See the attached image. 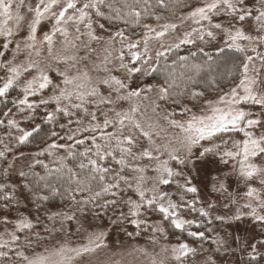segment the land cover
<instances>
[{"label": "snow or ice", "instance_id": "6c2138e0", "mask_svg": "<svg viewBox=\"0 0 264 264\" xmlns=\"http://www.w3.org/2000/svg\"><path fill=\"white\" fill-rule=\"evenodd\" d=\"M155 3L160 7H166L164 0H155ZM101 6L111 9L114 14L106 15L101 10ZM152 6L150 0H123L122 8L113 7L108 0H38L35 3L30 0H0V17H3L0 20V57L5 58L4 63H0V69H5L4 83L0 87V98H2L0 104L8 109L7 111L0 109V111L5 118L18 113L21 120L27 121V124L21 127L18 119L8 118L6 124L5 120L0 119V126L7 129L6 134L9 137H13L11 130L14 129L16 132L13 137L15 144L12 147L5 144L3 150H0V162L3 164V167H0V201H2L0 224L6 227L13 223L12 213H20L23 202L22 206L25 209L35 206L37 223L40 222L38 213L43 210L48 221L55 223L59 220L63 228L64 221H72L76 216L74 212L69 214V211L55 209L51 202L59 196L69 209L75 206L76 210L83 212L89 204L100 209L101 211L94 213L97 219H103L111 212L107 224L113 228H120L125 223H129L137 229H141V225H144L142 230L151 229L153 233H163L164 229L160 225L147 224V217L159 212L164 221H170L171 226L183 230L185 225L193 223L191 220L181 219L178 211L182 207L195 210L192 203L184 199L188 193L198 192V188L192 183L193 173L199 172L200 166L210 155H218L221 164L228 166L231 163L232 172L238 175L247 189L244 195L249 198V202L243 207L248 211L238 212L233 219L239 221L245 216L250 218L254 226L259 229L261 236H264V0H203L201 6H194L188 15L181 19L182 21L190 19L198 25L206 21L207 27L186 31L182 38L170 36V33L178 30L175 23H165L159 28L143 24L145 31L141 39L135 42L125 35L124 30H111L114 22L120 20L125 24L131 22L135 26H141L142 16L151 15ZM22 9L26 11L22 12ZM155 19L160 20L161 17L156 16ZM10 21L13 22L14 28L9 27ZM70 27L74 29V33L69 32ZM105 32L108 34L106 42L104 36L98 34ZM193 33H196L195 37ZM218 35L227 48L242 54L233 58L235 74L229 73L230 76H234L232 86L223 95L218 96L215 104L208 101L209 106L206 110H202L204 113L202 115L193 113L191 118L185 119L183 123L181 120L171 118L174 113H166L163 116L171 127L180 129L183 134L177 137L180 149L169 150V145L157 144L153 139L154 135H159L156 126L150 123L145 125L137 118L140 112L139 104L130 103L127 110L123 109V102L139 99L142 93L153 91V86L130 88L125 80L132 79L138 73L150 76L157 70L151 66L152 57L148 55L152 40L159 41L160 47L164 48L165 39H171L172 43L166 48V51H171L172 48L178 49L181 45L193 44L196 39L205 44L211 43L217 40ZM58 36L63 38L61 43L65 50L71 48L79 52L83 49L85 52L83 56L63 57L65 63L72 61L69 69L75 68L81 61L88 60L96 51L91 47L92 42H105L111 46L119 38L122 46L128 41L129 49H136L142 42L143 51L132 52L130 67L124 62L122 54L113 57L110 47H104L103 60L100 64H95L94 69L106 75L98 77L93 83L87 71L69 75L67 70L56 69L57 75L62 77V80L54 85L53 78L49 75L51 69L40 67V61L31 59V56L33 52L39 56L41 49L46 46L48 55L52 57ZM83 37H87V40ZM241 41L246 44H241ZM13 43H15V54L27 50L26 64H14L15 54L13 60L7 58L6 50ZM37 45L41 47L38 48ZM199 51L204 50L200 48ZM219 51L223 52L224 49L221 48ZM164 54L162 51H157V61ZM190 54L196 55L195 52ZM53 58L57 63L61 62V58ZM142 58L143 64L147 67L136 66V62ZM114 59L119 60V66L115 70H123L124 79L112 75L113 69L108 65L112 64ZM178 59L186 61L187 57ZM180 66L183 68L184 64ZM193 67L197 69L198 76L200 66ZM32 70L37 74L24 81L20 89L22 95L9 101V90L14 88L25 73L31 75ZM175 79V76H171V79L166 78L164 84L155 89L157 100L163 101L174 94L172 89L176 87ZM187 80L192 85L198 83L194 76H188ZM208 83L216 82L211 80ZM45 90H49L52 94L49 95ZM187 94L192 99L204 96L203 92L194 89ZM143 99L150 100L154 113L160 108L156 100H151L147 95H144ZM172 102L180 103L178 100ZM9 103L16 109V113L12 108H8ZM53 105L52 110H47ZM87 105L93 106L95 110L90 111ZM101 106L107 107V110L102 111ZM196 107L197 104L194 103L192 108ZM41 108L45 109L44 115L40 121H36L33 113ZM192 108L185 105L182 108L181 118L183 119L184 113L192 112ZM97 113L103 117L102 125L99 122L91 123L98 121ZM73 117L79 118L72 119ZM87 117H90V122L85 126L83 118ZM64 118H67V123L60 122ZM73 124L77 126L75 129L70 127ZM47 125L52 127H45ZM109 128L111 131H105ZM97 132L100 133L99 136L95 135ZM83 133H92V135L83 136ZM86 142L87 146L83 151L76 150L86 145ZM229 143L231 149L221 151V145ZM28 145L37 146L38 150L26 153L23 146ZM162 149L167 153L168 160L160 159L159 154ZM181 149L183 155L180 154ZM61 151L66 155L58 156L57 153ZM38 157H54L52 163L56 166L49 167V164ZM68 159L78 160V163L75 167H68L64 163ZM169 161H174L181 167L174 170L169 166ZM153 162L155 167L151 170L156 175L149 176L147 173ZM37 165L45 169V175L33 171ZM17 166L20 169L18 176L26 182L11 180V173L17 169ZM181 180L183 183H180ZM174 182L177 190L183 193L179 202L166 199L169 194L160 187L171 186ZM252 184H258L260 191L252 187ZM45 190L47 194H43ZM214 191L223 195L228 189L220 183L219 187L214 186ZM148 192L152 193L150 197L147 195ZM131 193H134L136 198ZM232 202L235 203V200L233 199ZM208 207L212 208L213 205L209 204ZM199 212L202 217L208 216L204 208H200ZM31 215L29 211L28 215H20L14 219V231L7 233L10 239H0V249L8 250L0 251V258L11 261L10 244H15L19 240L17 233L34 228ZM217 219L222 217L217 216ZM44 230L50 231L46 225ZM106 234L105 231L93 233L88 243L78 248L61 247L51 254L59 256L61 258L59 261L52 260L50 256L29 259L23 252L14 254L27 261V264H69L74 257L65 253H75V257L94 253L104 246L103 238ZM127 234L132 235L131 232ZM135 234L140 235V231ZM188 234L201 240L205 238L204 232ZM35 235L39 238V233ZM25 239L27 244L31 245L32 241L27 237ZM213 243L217 246L214 254L208 255L203 264H218L215 257L221 255V249L226 252L232 247L231 243L224 239L214 240ZM246 246L252 250L249 254V264H251V261L256 259L253 253L264 247V239L258 244L251 243ZM171 251L177 264H196L195 260L190 261L188 258L198 255L197 248L190 247L187 243H180ZM224 264L227 262L225 261Z\"/></svg>", "mask_w": 264, "mask_h": 264}, {"label": "rangeland", "instance_id": "374dc122", "mask_svg": "<svg viewBox=\"0 0 264 264\" xmlns=\"http://www.w3.org/2000/svg\"><path fill=\"white\" fill-rule=\"evenodd\" d=\"M30 2H38V0H30ZM22 12L26 11V9H22ZM186 14L185 16H187ZM184 16V17H185ZM94 18V17H93ZM3 17H0L2 20ZM178 26V30L170 33L171 37H183L186 31H192L193 28H200V27H207V22H201V24H195L190 19L188 20H180L176 22ZM160 25L154 26V28H159ZM9 27L14 28L13 22H9ZM15 30V29H14ZM84 30V29H82ZM70 33H74L73 28H69ZM26 35V33H24ZM104 36V41L106 42L108 39L107 33H98ZM196 36V33H193V37ZM84 40H87V37H83ZM139 38H130L132 42L140 40ZM207 39V38H206ZM63 40L62 37H57L56 42L53 47V54L52 57L48 55L47 48L44 46L41 49L40 55L36 56L35 52L32 53L31 59L40 61V67L48 70L51 69L49 75L53 78L54 85L59 83L62 80V77L57 75L56 69L59 71L67 70L69 75H77L79 72L87 71L92 78V82L95 83L98 77H102L106 75L103 72H97L94 69L95 64H100L103 60V56L105 53L103 52L104 47H110L113 57H118L121 54L124 56V62L127 63L130 67L132 66V52H142L143 51V43L141 42L136 49H129L127 47L128 41H125L124 46L119 43V38H117V42L114 45H108L105 42L96 43L92 42L91 47L96 49L94 53H92L88 60L81 61L75 68L69 69V64L72 61H68L67 63L63 62V57L67 56H83L85 54L84 50L81 49L77 52L75 49H67L65 50L64 45L61 43ZM178 42V41H176ZM165 47H160V42L156 40L150 41L149 48L150 51L148 55L152 57L151 66L153 67L156 59V52H168L166 48L169 44L172 43V40L166 38ZM241 44H246V42L241 41ZM188 46L194 50H198L203 48V52L205 53H212L217 52L219 49L227 48L223 40L220 39L219 35L217 40L212 41L211 43L205 44L199 39L195 40L193 44L181 45L180 47ZM21 47L23 48V42H21ZM37 47H41L37 45ZM175 49V48H172ZM259 50V49H258ZM7 51V58L9 60H13V55L15 54V43L11 44ZM254 55L253 53H250ZM53 57L61 58V62L57 63L56 59ZM5 58L0 57V63H4ZM28 62V52L27 50L15 54V59L13 60L14 64H26ZM119 66V60L114 59L112 64H109L108 67L113 69L112 75L117 76L120 79H124L125 72L123 70L116 71ZM136 66H144L147 65L143 64V58L136 62ZM37 73L32 70L31 75L25 73L26 75L24 81L26 79H31L32 75H36ZM5 77V69H0V87L3 86ZM145 75L142 73L135 74L132 79L125 80V83L130 85V88H147L149 85L153 86V91L142 93L139 99L134 98L132 101H125L123 102V109L127 110L130 103H137L140 105V112L137 114V118L141 119L142 122L147 124H153L156 126V131L159 135H154L153 139L156 141L157 144L160 145H169V150L171 148L180 149V144L177 142V137L182 136L180 129L171 127L167 121L163 119V116L166 112H163L160 108L157 109V112L154 113L152 111V105L150 100L143 99L144 95H147L151 98V100H156V103L159 104V100L156 99V86L144 81ZM63 86V85H61ZM223 95V94H221ZM218 96L214 99H210L213 104H215ZM208 101H206L200 108L194 110L192 112L183 114V119L181 118L182 113L179 115H173L172 119L181 120L183 123L185 119H190L193 113L197 115L204 114L202 110H206L208 108ZM223 107V105H219ZM110 107V106H108ZM107 107L104 106L103 111H106ZM120 110V108H117ZM204 143V142H202ZM215 143H220V141H215ZM147 144V141H145ZM231 144L228 145H221V151L231 149ZM180 154L183 155V150L181 149ZM160 159L161 160H168V155L166 152L161 151ZM144 163V162H138ZM234 163V162H232ZM169 166L173 167L174 170L179 168L178 165L175 164L174 161H169ZM155 167V162L149 167V171L147 175L155 176L156 173L151 169ZM187 171V170H186ZM14 178V177H13ZM180 183H183L180 181ZM192 183L194 186L198 188V192L194 193V196L185 198L186 202H191L192 207L197 208H204L205 211L208 212V218L213 221H218L217 216L222 217L219 220H225L227 222H231L226 228H222V231H215L214 240L217 239H224L228 240L231 243V249L225 252L224 249H221V255L216 256L215 258L218 261V264H224L226 261L227 264H245V258L248 256L252 250L251 248L247 247L246 244L251 243H259L261 239H264V236H261L259 229L256 228L253 222L248 217H243L241 220L236 221L233 217L238 213H244L248 210L243 207L245 203L249 202V198L244 195L246 192L245 184L236 173L232 172L231 163L228 166H225L219 162V156H209L207 161L200 166L198 173H193ZM223 183L225 187L228 189L226 193L221 195L219 192L214 191V186L219 187V184ZM205 185L207 187H205ZM151 186L150 183L148 185ZM166 185H161V190L168 193L166 190ZM252 187H256L258 191H260V187L258 184H252ZM231 194V195H229ZM134 198L135 194L131 193ZM147 195L150 197L152 195L151 192H148ZM188 196V195H187ZM166 197V199H168ZM235 200V203L232 200ZM213 205L212 208H209L208 205ZM23 205V203H22ZM21 205V212L20 213H12L13 223L8 224L6 227L3 224H0V239L9 240L7 233L14 231V219L20 215H28V212L31 211L30 208L25 209ZM179 211V210H178ZM72 214V213H69ZM180 215V211H179ZM76 219L72 221H64L63 228H61V223L57 220L55 223H51L49 228L50 231H46L44 233V242L42 246L38 248H34L31 251H23L19 248L18 241L15 244H10V248L12 249L9 252L11 257V261H7L4 258L5 264H27V261L17 257L14 253L15 252H23L25 256L29 259H35L39 256H50L52 260L59 261L61 258L59 256L51 255L52 253L59 250L61 247L72 249L78 248L84 244L88 243L89 237L93 233H99L101 231H105L107 234L103 238L104 246L97 249L94 253L87 254L83 257H75V253H65V255L73 256L74 259L69 262V264H177V262L173 259L172 248L178 246L180 243H187L186 237H182L180 239H175V236L178 234L172 233L171 237L168 236L166 228L164 226V221L157 217V219H153L150 223L147 224L153 225L158 224L160 225L164 231L163 233H153L151 229L146 230L145 232L142 230L144 227L141 225V229H137L134 225L125 223L120 227L122 233H118L116 228L108 226L107 222L105 223H85L81 221L78 215H76ZM33 221V216L30 217ZM181 218V216H180ZM182 219V218H181ZM196 222L194 219L193 222ZM224 222V221H223ZM218 228L221 225L217 222L215 223ZM57 229V230H52ZM140 231V235H136L135 233ZM131 232L132 235L129 236L127 233ZM19 237L24 236V233H17ZM153 237L155 240L153 241ZM94 238V237H93ZM190 247H195L201 249H205V246L197 243H187ZM239 244V247H237ZM216 244L213 243V249L207 254L202 253L198 250V255L194 257L196 264H203V261L207 258L208 255L214 254V250L216 249ZM0 251H8L7 249H0ZM256 257H258L259 262L264 264V247H260L257 253H253ZM190 258V256H189ZM188 258V259H189Z\"/></svg>", "mask_w": 264, "mask_h": 264}, {"label": "trees", "instance_id": "16d2710c", "mask_svg": "<svg viewBox=\"0 0 264 264\" xmlns=\"http://www.w3.org/2000/svg\"><path fill=\"white\" fill-rule=\"evenodd\" d=\"M113 7L115 8H122L123 0H108ZM150 3L153 5L151 8V15L144 17L142 16L141 19V26H135L131 22L128 24L123 23V20L120 21H115L114 22V27L111 29L112 31H115L117 29H122L125 32V35L128 36L129 38H139L142 37L143 32L145 29L142 27L143 24H149L152 27L157 26V25H162L165 23H176L182 20L181 18L184 17L186 14H188L194 6H201L203 3V0H164V3L166 7H160L156 5L155 0H150ZM101 10L106 14V15H113L114 13L112 12L111 9L106 8L104 6H101ZM159 16L161 17L160 20H156L155 17ZM95 19V17H94ZM103 22V21H102ZM106 33V32H105ZM195 52L196 55L192 56L190 53ZM205 52H201L198 50H194L188 46L184 47H179L178 49H172L171 51L165 52L163 56L159 58V60L155 61L153 67L156 68L157 70L152 73L150 76H145L144 81L159 87L160 85L164 84V81L166 78L171 79V76H175L176 79L174 81V84L176 87L172 89L173 95L166 98L163 101L159 100V105L160 109L163 112L166 113H174L175 115H179L182 113V108L187 105L189 108H192V105L195 103L197 104L196 108H192V111L197 110L200 108L206 101L210 99H214L215 97L224 94L225 92L228 91L229 87L232 86L234 76H230L229 73L232 72L235 74V69L233 67V58L240 56L242 54L236 53L234 50L225 48L223 52L217 51V52H212V53H207V55L204 54ZM179 57H187L186 61H180L178 58ZM175 62V64L173 63ZM184 64V67L182 68L180 65ZM194 65H199V75H196L197 69L194 68ZM171 74V75H170ZM183 74V75H181ZM188 76H194L198 83L195 85H192L188 80ZM26 75H23L20 79V81L14 85L13 89H10V95L8 96V100L10 101L11 99L17 98L18 96H21V87L24 83ZM211 80H215V84L208 83ZM238 82V81H237ZM187 85V87H185ZM196 90V91H201L204 93V96L198 99H192L190 96L187 94L190 90ZM49 95L52 93L49 90H45ZM184 92V95H179L178 93ZM2 99V98H0ZM32 98H30L31 100ZM173 100H178L180 101L179 104H175L172 101ZM51 106L47 110H52ZM90 111H94L95 108L91 105H87ZM8 108H12L11 103L8 104ZM0 109L3 111H7V108H4L3 104H0ZM104 106H101V110L103 111ZM13 112L16 113V109L12 108ZM45 109L41 108L39 111H36L33 113V115L36 118V121H40L41 117L44 115ZM186 114V113H184ZM98 115V121H92L91 123L95 124L99 122L102 125L103 117ZM81 117H83V113L81 112ZM8 118H15L20 121L21 127H24L27 124V121L21 120L19 114L17 113L15 116H10ZM8 118L3 117L2 111H0V119L6 120ZM79 117H73L72 119H77ZM61 123H67V118H64L60 121ZM90 122V117L83 118V124L87 126ZM45 127H52V125H47ZM72 129H75L77 126L75 124L70 126ZM59 131V129L57 128ZM13 133V137L16 135L15 130H11ZM105 131H111V129H106ZM7 129L4 126H0V150H3L4 145L8 144L9 147H12L15 144L14 138L9 137L7 134ZM63 134V133H61ZM92 135V133H83V136H89ZM95 135L99 136L100 133L97 132ZM81 138V137H77ZM101 142L102 141H99ZM87 146L86 145L80 146L77 151H83V148ZM23 150L28 153V152H33L38 150L37 146L33 145H28V146H23ZM58 156H63L66 155L63 151L57 153ZM9 159H11V155H9ZM38 159H41L44 161V163L49 164V167H55L56 165L52 163V160L54 157H38ZM32 162V161H29ZM86 162V161H85ZM64 163L68 167H75V165L78 163V160H72L68 159L65 160ZM138 163V162H137ZM0 167H3L2 162H0ZM181 167V166H179ZM177 168L176 170H178ZM19 166H17V169L11 173V180L12 181H17V182H26L23 180V178H20L18 176V171H19ZM33 171L39 173L40 175H45V169L42 168L41 166L37 165ZM14 177V178H13ZM183 182V180H181ZM166 190L168 191L169 198L173 199L174 202H179L180 201V196L183 194L181 191L177 190L175 182L169 186L166 185ZM11 191V189H9ZM17 191H19V188H17ZM43 194H47L46 190ZM188 195V196H187ZM187 195L184 196V199L187 197H192L194 196V193H188ZM103 201H101L102 203ZM2 203V201H0ZM23 203V202H22ZM52 205L55 206V209L57 210H65L69 211V213H75L76 215L79 216L81 221L85 223H94V222H99V223H106L108 222V217L111 216V212H109L107 215L103 217V219H97L94 216V213L101 211L100 209H96L93 207V205L89 204L86 206L85 210L83 212L78 211L75 209V206H73L72 209L68 208V205L65 204L63 201H61L60 197L57 196L53 199L51 202ZM193 206V205H192ZM197 208L193 207L195 210H191L189 208L182 207L179 209L180 211V216L182 219L186 220H191L194 221L191 225H185L184 229H176L173 226H171L170 221H164L162 219V214L159 212L153 213L151 216L147 217V222L150 223L153 221V219H157V217L161 218L164 221V226L166 228L168 236L171 237L172 233L175 232V234H178V236H175V239H180L182 237H186V242L188 243H197L200 244L202 242V245L205 246L204 251L199 250L201 254L203 253H209L213 249V241L215 237V231H222V228H226L231 222H227L225 220H218L217 222L221 225L223 224L220 228L215 225L217 223L216 221L210 220L208 216L202 217L198 207ZM31 213L33 216V224L34 228L33 229H26L24 230V236L23 238L20 237L18 241L19 248L23 251H31L34 248H38L42 246V243L44 242V233L46 231L44 230L45 225L49 228L50 224L52 223L51 221H48L45 218V212L41 210L38 215L40 217V222H36V216L37 212L35 209V206L32 205L30 206ZM224 221V222H223ZM150 225V224H149ZM143 227H145L143 225ZM118 229L117 232L120 234L122 231L120 228ZM145 232V230H143ZM189 232H204L205 238L203 240L199 238H194L190 236L188 233ZM36 233H39V238L35 235ZM25 237H27L29 240L32 241L31 245H28L26 242ZM189 260H195L194 257L190 256ZM260 259L256 257L255 260L251 261V264H261L259 262ZM250 262V255L246 256L245 258V264H249ZM0 264H5L4 259H0Z\"/></svg>", "mask_w": 264, "mask_h": 264}]
</instances>
